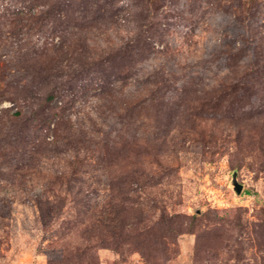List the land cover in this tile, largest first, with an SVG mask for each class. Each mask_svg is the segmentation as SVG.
Returning a JSON list of instances; mask_svg holds the SVG:
<instances>
[{"label":"rangeland","instance_id":"obj_1","mask_svg":"<svg viewBox=\"0 0 264 264\" xmlns=\"http://www.w3.org/2000/svg\"><path fill=\"white\" fill-rule=\"evenodd\" d=\"M0 264H264V0H0Z\"/></svg>","mask_w":264,"mask_h":264},{"label":"trees","instance_id":"obj_2","mask_svg":"<svg viewBox=\"0 0 264 264\" xmlns=\"http://www.w3.org/2000/svg\"><path fill=\"white\" fill-rule=\"evenodd\" d=\"M233 174L236 175V171L233 169L231 174V181ZM118 205L114 202H107L103 209L100 212V219H106L108 221L114 222L116 219H118V214H120V211H117Z\"/></svg>","mask_w":264,"mask_h":264},{"label":"water","instance_id":"obj_3","mask_svg":"<svg viewBox=\"0 0 264 264\" xmlns=\"http://www.w3.org/2000/svg\"><path fill=\"white\" fill-rule=\"evenodd\" d=\"M232 184H233V188H234L235 192L240 193V191L242 189V185L237 182L235 174H233V176H232Z\"/></svg>","mask_w":264,"mask_h":264}]
</instances>
